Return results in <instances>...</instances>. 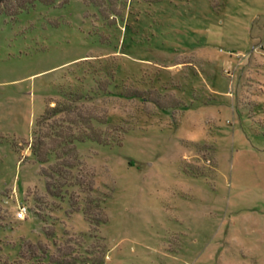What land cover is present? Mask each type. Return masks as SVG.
Segmentation results:
<instances>
[{"label":"rangeland","instance_id":"374dc122","mask_svg":"<svg viewBox=\"0 0 264 264\" xmlns=\"http://www.w3.org/2000/svg\"><path fill=\"white\" fill-rule=\"evenodd\" d=\"M54 261L264 264V0L0 4V264Z\"/></svg>","mask_w":264,"mask_h":264},{"label":"trees","instance_id":"16d2710c","mask_svg":"<svg viewBox=\"0 0 264 264\" xmlns=\"http://www.w3.org/2000/svg\"><path fill=\"white\" fill-rule=\"evenodd\" d=\"M6 1H8V0H0V4L5 3ZM49 111H51V112L46 113V115L43 117L45 120H49L53 116H56L55 114H57V112L55 111L54 108H50ZM37 123H39V121ZM70 141L74 143L76 141V139H74V140L71 139ZM32 148H33L32 153L37 158V160L42 164L47 163L49 156L52 154L51 151H49V153L48 152L44 153L43 149H41V143L40 142H38V144H36V145L34 144L32 146ZM67 167L70 169L73 166H67ZM64 185L65 184H63V186ZM53 188H54V186L48 185V190H49L50 194L55 195V193L52 191ZM53 264H61V263L54 261Z\"/></svg>","mask_w":264,"mask_h":264},{"label":"built area","instance_id":"2783aa9c","mask_svg":"<svg viewBox=\"0 0 264 264\" xmlns=\"http://www.w3.org/2000/svg\"><path fill=\"white\" fill-rule=\"evenodd\" d=\"M27 214H28V208L26 206H21L17 212V219L18 220H24L27 218Z\"/></svg>","mask_w":264,"mask_h":264}]
</instances>
